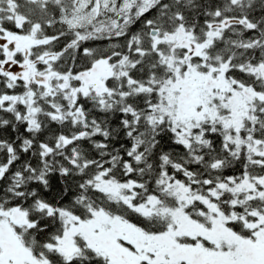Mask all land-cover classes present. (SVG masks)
<instances>
[{
  "label": "snow or ice",
  "instance_id": "6c2138e0",
  "mask_svg": "<svg viewBox=\"0 0 264 264\" xmlns=\"http://www.w3.org/2000/svg\"><path fill=\"white\" fill-rule=\"evenodd\" d=\"M0 264H264V0H0Z\"/></svg>",
  "mask_w": 264,
  "mask_h": 264
}]
</instances>
